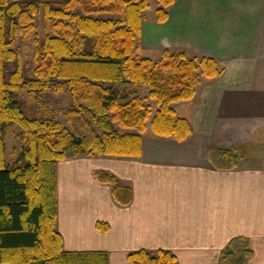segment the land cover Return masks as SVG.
<instances>
[{"label":"trees","instance_id":"obj_1","mask_svg":"<svg viewBox=\"0 0 264 264\" xmlns=\"http://www.w3.org/2000/svg\"><path fill=\"white\" fill-rule=\"evenodd\" d=\"M156 1V21L163 23L175 0ZM40 4L44 34L27 68L14 45L34 29ZM148 7L149 0H0V264H109L106 251L64 249L56 228L57 162L139 156L148 126L154 136L178 142L192 133L172 103L191 99L201 77H217L222 68L213 58L184 51L164 49L156 60L139 57ZM141 86L149 87L154 113L139 94ZM44 93L69 96L63 120L25 116L19 97L31 96L39 104ZM13 125L24 144L19 158L9 162L4 136ZM244 153L238 145L214 148L210 157L216 167L232 169ZM95 177L111 186L115 203L131 202L130 188L112 174L99 170ZM96 228L109 229L102 222ZM249 253L248 244L237 238L222 264H246ZM127 259L177 264L174 253L164 249L132 251Z\"/></svg>","mask_w":264,"mask_h":264},{"label":"crops","instance_id":"obj_2","mask_svg":"<svg viewBox=\"0 0 264 264\" xmlns=\"http://www.w3.org/2000/svg\"><path fill=\"white\" fill-rule=\"evenodd\" d=\"M156 8L143 12L139 56L184 51L215 59L222 73L201 77L191 99L172 103L192 127L186 140L156 137L148 126L139 156L57 162L63 247L106 251L109 264H130L127 255L140 249L169 250L177 264H222L241 238L246 264H264V0H175L163 23ZM238 145L245 153L236 167H216L210 150ZM99 170L130 188L128 205L112 200Z\"/></svg>","mask_w":264,"mask_h":264},{"label":"rangeland","instance_id":"obj_3","mask_svg":"<svg viewBox=\"0 0 264 264\" xmlns=\"http://www.w3.org/2000/svg\"><path fill=\"white\" fill-rule=\"evenodd\" d=\"M156 5V0H149L147 14H154V9ZM101 17L117 18V15H101ZM33 24L35 26L34 29H32L26 37L22 38L18 36L14 45V48L19 51L21 59L27 68L31 67L34 47L35 45L40 44L44 34L43 4H40V14L35 16ZM123 87L124 86L120 87L121 90ZM129 90L130 89L126 87V91ZM148 91V86H141L139 94L145 98V104L151 105L152 113H154L157 109V106L155 105L153 100L147 98ZM19 98L23 102L22 109L25 116L36 117L38 119L54 118L58 120H63V113L66 108L70 105L69 96L64 93H44L39 104L35 103L34 99L28 95H21ZM17 132L18 127L16 125L8 127L5 132L4 142L6 144V157L9 162H13L17 160V158H19L21 146L22 144H24L23 141H21V139L17 137ZM256 149L257 148L255 146H252V148L249 149V152L256 153Z\"/></svg>","mask_w":264,"mask_h":264}]
</instances>
